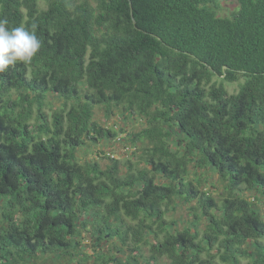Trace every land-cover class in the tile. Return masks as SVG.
<instances>
[{
    "label": "trees",
    "instance_id": "1",
    "mask_svg": "<svg viewBox=\"0 0 264 264\" xmlns=\"http://www.w3.org/2000/svg\"><path fill=\"white\" fill-rule=\"evenodd\" d=\"M219 1L0 0V19L41 41L0 73V264H264L244 196L264 198V0L228 18ZM97 107L144 120L127 135L134 160L79 159L118 136ZM191 165L226 198L187 181ZM180 203L193 215L181 229L168 217Z\"/></svg>",
    "mask_w": 264,
    "mask_h": 264
},
{
    "label": "rangeland",
    "instance_id": "2",
    "mask_svg": "<svg viewBox=\"0 0 264 264\" xmlns=\"http://www.w3.org/2000/svg\"><path fill=\"white\" fill-rule=\"evenodd\" d=\"M73 5H77L79 3H83L85 1L93 3V0H70ZM239 9L238 0H230V1H219L217 14L221 18L231 17L234 13H236ZM226 87L229 93H234L237 89V84H226ZM50 101L54 105L55 109H59L62 105L63 101L56 96H49ZM93 122L97 123L100 127L103 128H111L118 131V136L115 140L104 141L102 143H87V147L82 148L78 152L79 159L81 161L89 162L98 160V162L104 167L108 162L103 158V155L109 156L110 158L120 160L122 162H126L127 160H134L131 152L132 148L128 141L127 135L131 132H137L143 128H145L144 120L138 117H127L124 118L121 115L112 116L109 120L105 118L104 108L97 107L94 111ZM124 130V132H122ZM120 138V140H119ZM102 158V159H101ZM121 170L124 171V167H121ZM187 181H191L193 186L199 187L205 193H208L213 198L220 200L226 198L225 185L219 182L218 176L215 173L208 171H201L193 168L191 165L189 167V172L186 177ZM199 181V183H198ZM247 200L254 202L257 210L260 213L262 220L264 221V198L261 194L246 192L244 194ZM193 203L192 205H194ZM168 217L177 222L178 228L189 227L190 223L193 220V215L189 210L188 205H184L182 203L177 204L175 209L171 211ZM203 228V226H201ZM92 238L89 235H86L85 232H82L81 243L84 245H92L95 243V240H91ZM85 254L92 255V250L87 249L84 251ZM55 262L57 260L54 258ZM246 260L243 258L240 259V264H246ZM164 262L163 264H165ZM35 264H55L53 260L47 258H40ZM88 264H93V261L88 260Z\"/></svg>",
    "mask_w": 264,
    "mask_h": 264
},
{
    "label": "clouds",
    "instance_id": "3",
    "mask_svg": "<svg viewBox=\"0 0 264 264\" xmlns=\"http://www.w3.org/2000/svg\"><path fill=\"white\" fill-rule=\"evenodd\" d=\"M8 24L7 19H0V73L17 62L30 63L41 48L35 24L31 25V29L25 26L9 27Z\"/></svg>",
    "mask_w": 264,
    "mask_h": 264
},
{
    "label": "water",
    "instance_id": "4",
    "mask_svg": "<svg viewBox=\"0 0 264 264\" xmlns=\"http://www.w3.org/2000/svg\"><path fill=\"white\" fill-rule=\"evenodd\" d=\"M131 17H132V22H133V24L135 25V20H134V18H133V16H132V11H131Z\"/></svg>",
    "mask_w": 264,
    "mask_h": 264
}]
</instances>
